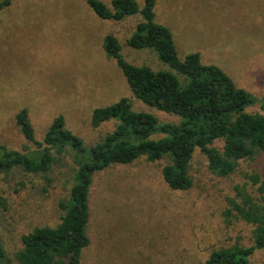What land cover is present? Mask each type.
I'll list each match as a JSON object with an SVG mask.
<instances>
[{
  "label": "rangeland",
  "instance_id": "rangeland-1",
  "mask_svg": "<svg viewBox=\"0 0 264 264\" xmlns=\"http://www.w3.org/2000/svg\"><path fill=\"white\" fill-rule=\"evenodd\" d=\"M111 1L103 0L108 8ZM134 1L140 9L144 6L145 0ZM154 18L171 33L180 59L197 53L202 64L218 67L236 87L259 101L264 98V0H154ZM140 21V15L103 21L85 0H14L0 10V145L20 152L33 148L15 123L22 109L36 140L62 116L85 148L116 125L93 129V110L122 98L130 99L135 112L177 123L175 116L135 99L103 50L105 37L113 36L128 63L169 71L153 51L126 45ZM259 101L246 112L260 113ZM214 146L221 150L222 143ZM166 163L140 158L93 177L90 244L81 264H201L220 248L251 245L252 227L242 222L228 226L223 212L234 187L247 182L245 176L257 174L264 180V154L219 177L196 150L189 166L192 187L184 192L164 183L161 168ZM75 170L74 153L67 149L46 175L21 169L0 173V241L8 258L13 260L22 248V236L59 224V204L68 200ZM249 264H264V250Z\"/></svg>",
  "mask_w": 264,
  "mask_h": 264
},
{
  "label": "trees",
  "instance_id": "trees-1",
  "mask_svg": "<svg viewBox=\"0 0 264 264\" xmlns=\"http://www.w3.org/2000/svg\"><path fill=\"white\" fill-rule=\"evenodd\" d=\"M13 1L0 0V10ZM85 1L103 21L141 16L126 45L136 51H153L169 71L128 63L113 36L105 37L103 50L120 69L135 99L175 116L178 122L160 123L150 113L133 111L130 99L122 98L93 110V129L108 122L116 125L85 148L82 140L66 129L62 116L51 122L42 140H36L27 110L19 111L16 126L33 148L20 152L0 145V173L21 169L46 175L67 149L74 153L76 170L68 200L59 204L63 211L59 224L35 228L22 236V248L13 260L0 241V264H81L83 251L90 244V186L95 175L111 166L130 165L140 158L148 163L168 160L161 168L162 179L170 190L184 192L192 187L189 166L196 150L206 158L208 170L219 177L232 175L241 161L264 154V98L259 101L236 87L218 67L202 64L197 53L180 59L169 30L154 21V0H145L141 9L134 0H112L110 8L103 0ZM258 101L260 113H247ZM218 142L221 150L214 146ZM245 179L247 182L236 185L234 196L227 199L223 217L228 226L242 222L252 227L251 245L220 248L201 264H249L256 252L264 250V180L257 174ZM248 186L254 188L253 193Z\"/></svg>",
  "mask_w": 264,
  "mask_h": 264
}]
</instances>
